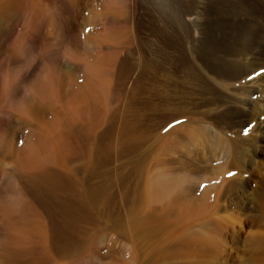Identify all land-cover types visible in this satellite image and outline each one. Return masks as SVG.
I'll use <instances>...</instances> for the list:
<instances>
[{"label":"bare ground","instance_id":"bare-ground-1","mask_svg":"<svg viewBox=\"0 0 264 264\" xmlns=\"http://www.w3.org/2000/svg\"><path fill=\"white\" fill-rule=\"evenodd\" d=\"M12 1L14 2V0H0V15L3 16V12L9 9L11 3L16 5ZM82 1L68 0L70 12L74 18L72 19L75 21L79 18L78 8L81 6ZM99 1V9H90L88 12V23L86 24L95 27L98 23H103L106 30L105 32L102 31L103 33L97 32L98 36L101 35L106 39L111 38L119 42L127 41L126 43L129 40L138 38V32L134 30L130 22L128 10L137 6V3L140 6L146 5L147 15L150 16L151 22L159 25V29L154 30V32L152 30L154 36L159 38L186 37L194 39V41H200V45L204 44L205 39L209 49L211 47V50L215 51L220 57L219 63H217V65L220 64L218 66L219 71L213 69L216 72L213 73L223 80L225 78L237 79L239 75L244 74L242 72L243 68V70L240 68V70L230 69V63L234 61H229V64L225 62L226 58L229 60L231 56H234L232 53L236 50L241 49V53L244 50L247 53L264 55V19L261 17L263 14H258L260 13L258 0H210L205 7L204 1L201 3L200 0L197 3L188 0H97L96 3ZM91 2H95V0H90ZM241 9L245 12L240 15ZM197 10L201 11L198 32L191 28L195 27V23L190 21V17L197 14ZM174 25L182 27L177 28ZM110 53L116 56L118 50H111ZM229 53L232 55L225 58ZM110 56L112 58V55ZM105 57H103L104 59L100 58L98 62L105 63ZM210 57L209 55L208 59ZM106 59L109 63L108 58ZM216 59L218 61L217 57ZM207 61L209 62V60ZM207 61H205V65H207ZM233 65L231 63V66ZM238 66L237 64L236 67ZM62 73L60 74V76L62 75L61 78L58 80L59 83L56 82L59 85L58 96L55 97L54 94H51L52 89L50 87L43 92L41 84V89L39 88L37 93L33 92V94H37L34 96L50 101L44 103L42 100L39 101L38 98L37 101L31 98L24 102L25 104H16L17 114L23 125L29 126V123L33 121V124L29 127L32 128L37 140L33 141L34 147L29 146L30 151L28 153L23 152L21 148L15 145H11L12 143L6 149L11 155V161L17 166H14L13 172L16 182L14 189H12L13 195L11 194L13 198L10 200L11 202L0 205L2 213L0 215V244H2L0 245V264L4 262L6 264H218L217 254L215 255L218 250L213 252V248L219 242L216 235L220 237L214 229L218 224L207 222L206 225L191 227L185 232L183 230L186 226L192 224L193 219L191 216L200 206L199 203L196 204L190 201L193 199V191L196 188L184 184L185 181L196 176L189 175V173L188 175H185L186 173L184 175L175 173L176 170L172 171L171 168L157 170L161 166H142L145 161L144 156H146L144 150L151 149L149 147L151 142L150 145L147 143L150 137L154 139L152 149L155 148L156 152L157 149L161 150L166 145L180 143L182 134L189 140L196 137L203 138L202 136L206 139L205 137H208V126L204 125V121L201 119L197 121L196 117H192L189 122L182 123L164 133L163 129L160 128L161 125L153 129L152 124L145 123L144 125L140 123L143 121L137 117L139 106L136 103L141 100L139 94L135 96L137 86L123 93H117L115 88L108 87L109 90L105 95L106 99L101 102L95 98L94 93L96 90L90 82L91 79L78 83L76 82L75 72L66 70ZM103 81H106V79ZM73 85L75 87H72ZM49 89L51 93H49ZM111 89L116 99L114 105H112L113 102L109 103L108 99ZM53 93L55 92L53 91ZM221 100L219 98L217 100L211 99L210 103L217 104ZM229 107L223 111L221 110V112L216 110L214 113L210 112L211 114L206 117L213 125L214 133L221 137L225 144V148L223 147L224 149L218 155L219 158H223L225 161L220 165L222 169L217 170L214 176L209 177L207 175L210 178L209 180L218 177L227 169V171L236 170L237 168L240 169V166L247 168L246 161H243L245 158L242 157L245 144L237 136L239 130L236 132L232 124V120L239 114ZM183 111L186 110L183 109ZM201 122L202 125H200ZM0 135L2 134L0 133ZM2 138L0 142L2 141L3 144L5 136ZM175 138L177 140L173 142L172 140ZM252 145L254 146V144ZM255 146L257 145L255 144ZM111 148H114V156ZM38 151L55 154V160L58 157L60 166L53 165L55 169L52 166H49L52 169L43 166L38 160L39 158H36L35 153ZM246 155L244 152V156ZM53 156L51 157L53 158ZM72 157L79 159L75 160L79 161L76 166L68 165V160ZM44 160L46 159L44 158ZM75 161L71 160V164ZM241 168L243 169V167ZM232 184L228 185L229 188ZM169 193L173 195L170 199L172 202L168 201L169 198L166 197ZM255 194V208H258V217L261 219V217H264V187L261 186L256 189ZM180 195L192 198L189 201L187 197L184 198L188 201L185 203L179 199H182V197H179ZM141 196L148 200L153 199L154 201L155 199L159 203L163 201L161 203L164 210L171 211L173 209L172 213L153 214L155 210L151 213V210H149L139 216H137L139 213L133 215V212L130 216L125 214L126 217L113 214L115 204H123L126 199L129 201L127 207L129 206L130 210L136 211L135 209L145 202L140 203ZM199 197L203 198L204 196ZM144 198L143 200H145ZM202 200L200 199L199 202ZM242 207L245 209L246 206L243 205ZM243 208H241V211ZM256 214L254 215L257 216ZM232 218L234 217L232 216ZM254 218L252 219L254 220ZM90 219L91 222L94 219L99 223L97 231L103 236H108L110 247L118 242L122 249L123 247L128 249L129 255H121V252L117 255L114 254L116 252L113 254L105 253L96 248L95 245L98 244L94 245V242L93 246L95 248L92 247L93 229L89 231L85 228L87 225L88 228L92 227L87 224ZM112 232L115 234L113 233L111 236L110 233ZM253 232L256 231L253 230ZM183 235H185L186 241L180 242L179 238ZM98 236L96 235L95 238L97 239ZM104 238H101L103 242L106 240ZM177 239L179 240L178 243L176 242ZM187 241L188 243H185ZM171 242L176 244L173 245L172 243L170 245ZM259 243L261 242L259 241ZM248 255H251V257L249 258ZM248 255L251 264H264V243L259 244L252 254ZM178 257L192 259L193 263H182L180 261L166 263V261L170 262L171 259ZM221 259L223 258L221 257Z\"/></svg>","mask_w":264,"mask_h":264},{"label":"rangeland","instance_id":"rangeland-1","mask_svg":"<svg viewBox=\"0 0 264 264\" xmlns=\"http://www.w3.org/2000/svg\"><path fill=\"white\" fill-rule=\"evenodd\" d=\"M83 1L81 6H79V8L77 7L79 9V18L77 21L73 20L74 18L70 12L68 0H14V2H12L16 5H12L11 3L12 7L11 5L10 7L8 6L9 9L3 12V16L2 14L0 15V131L2 130L0 132L2 134L0 135V140L1 137L4 138V136L7 138H4L6 141L3 140V144L1 143L2 141L0 142V205L5 202H11L10 200L13 198L12 189H14L16 183L13 172L14 166L17 165L11 161V155L6 149H8L9 145L12 143L11 145H15L21 148L23 152L28 153L30 151L29 146L31 145L34 147L33 144L37 140L32 128L29 127L33 124V121L29 123V126L23 125L17 114L16 104H25L24 102H27L28 99L30 100L31 98H34L36 101L38 98L39 101L42 100L44 103L50 101L39 99V97L34 96L37 94H33V92L37 93L41 84L43 92L50 87L52 93L50 89L49 93L52 95L54 94L53 96L55 97L58 96V80L62 76H60V74H63L62 72L66 70L75 72L76 82L78 83H83L86 79H91L92 81L90 80V82L93 84L94 90H98V92L95 91L94 93L95 98L101 102L106 99L105 95L110 87L115 88L117 93H123L137 86L135 96L139 94V98L141 99L136 103L137 106H139L137 117L143 121L140 123L144 125L145 123L149 125L152 124L151 126L153 129L161 125L160 128L163 129L164 133H167L172 128L182 123L189 122L192 117H196L197 121L198 119L203 120L204 125L206 127L208 126V137H205L206 139L202 136L203 138L196 137L193 140H189L182 134V136H180L182 140L178 143L179 145L169 144V146L166 145V147H163L161 150L157 149L156 152L155 148L154 150L152 149L154 139L150 137L147 143L148 145L151 144L149 146L151 149H145L146 152L144 150V155H148L149 158L148 156H144L145 161L142 166H161L157 170L171 168L172 171L176 170L175 173L182 175H184V173L188 175L189 173V175L196 176L195 178L185 181L184 184L186 186L191 185L194 189L196 188L195 191H193L192 200H190L192 197H186L187 200L192 201V203H199L200 208L198 207L197 209L199 210L196 209L193 213L191 216L193 222L191 225L189 224L190 226L188 225L183 229L184 232L185 230L191 229V227L195 228L203 226L204 224L206 225L207 222L216 223L218 225L216 226L215 224V226L218 229L215 227L214 229L219 233L220 237L216 235L217 241L219 242H217L218 245L216 244L215 246L216 249H214L215 247L213 248V252L218 250V253H215V255L217 254L216 260H219L218 264H222L223 262V264H251V259H249L251 255L248 254H252L259 244L261 245V243H264V217L260 219V217H258V208H255L256 189L261 186L264 187V184H262L264 182V55L251 52L247 53L244 50L243 53H241V49L236 50L238 53L236 51L233 52L232 54L234 56H231L232 54L229 53L225 58L231 56V59L229 58L228 60L226 58L225 62L229 64V61H234L235 63H231L235 65H233V67L230 63V69L240 70L243 68L244 70L242 69V72L244 74H241L242 76L239 75L240 77L238 76L237 79L231 80V78H225L226 80H223L220 76V78H218V75L214 74L216 73L214 70L219 71L218 66L220 64L217 65V63H219L220 57L215 51L211 50V47L209 49V45H207L205 39L204 44L200 45V41H194V39H188L186 37H181L183 38L181 39L174 36V38H159L154 36L152 30L154 32V30L159 29V25L151 22L150 16L147 15L148 10L146 9V5L140 6L137 3V6L128 10L130 22L134 30L138 32V38L129 40V42L126 43L127 41L119 42L111 38L106 39V37H102L101 35L98 36L97 32H105L106 30L101 22V24L98 23L96 25L98 28L96 26L95 28L86 25L88 23V12L90 9H99L100 1L98 3H96L97 0L91 3L90 0ZM188 1L192 3L196 1L197 3L199 0ZM203 1L205 7L210 0H200L201 3H203ZM258 1V8L260 10L258 14H263L261 17L264 19V0ZM244 12L245 10L242 11L241 9L240 15ZM196 13L197 14H193L190 17V21L195 23V27H191L194 31L199 29L198 24L201 22V11L197 10ZM175 27L181 28L182 26L178 25ZM114 48L118 50L116 56L110 53L111 50H115ZM110 55H112V58H110ZM209 55L211 56L210 59H208ZM101 56L105 57V63L102 61L98 62ZM106 58H108L109 63ZM207 60H209V62ZM205 61H207V65H205ZM237 64L239 65L238 67H236ZM101 68L104 69L102 70ZM105 79L107 82L103 81ZM74 85L72 87H75ZM53 91L55 93H53ZM113 96L114 94L111 89L108 99L109 103L113 102L112 105L116 102L114 101L116 100L115 96ZM211 96L213 97L211 98ZM218 98L221 102L217 104L210 103L211 99L217 100ZM100 101L98 102L100 103ZM149 105L152 106L150 107ZM180 106L183 107L181 108ZM228 107L239 114L232 120V124L236 132L239 130L237 136L241 138V141L243 140L242 143L245 144V146H243L244 150H242V157L248 160L247 162V160L243 158V161H246L245 163L247 165H244H246L247 168L245 166H240V169L237 168L236 170L227 171V169L218 177L209 180V177L211 175L214 176V173L220 170V165L225 162L223 158L218 157L220 152L225 148V144L223 139L214 133L213 125L206 117L211 114L210 112H221V110L223 111ZM183 109L186 111H183ZM176 116L178 117L176 118ZM146 117L147 119H145ZM10 123L12 127L11 125L9 126ZM203 123L201 122L200 125ZM259 136H262V138ZM176 140L177 138L172 141L174 142ZM252 144H254V146ZM255 144L257 146H255ZM114 148H111L113 156ZM252 148H254L255 151ZM257 150L259 152H256ZM244 152L245 155L247 154L246 156H244ZM35 154L36 158H39L38 160H40L43 166H48L50 169H52V167L55 169L53 165L60 166L58 157L55 160V154H46L40 151ZM52 155L55 157L53 156L52 158ZM44 158L46 160H44ZM254 159L256 160L254 161ZM71 160L75 161L79 159L76 157L70 158L68 160L69 166H76L79 162L75 161V163L72 162L71 164ZM241 167H243V169ZM207 175H209V177ZM260 181L263 182L261 183ZM230 184H232L230 187L231 190L228 186ZM141 195L143 196L144 194ZM202 195L204 197L200 198L199 196ZM142 196V201L140 200V203L142 204L144 201L145 202L143 205L138 206V208L135 209L136 211L130 210L129 206L127 207L129 201L126 199L123 204H115L117 209L114 206L113 214L126 217L127 215L125 214L130 216L133 212V215L139 213L137 214V216H139L141 213L143 214L145 211L149 210H151L150 213L155 210L153 214L163 212L172 213L171 211L173 209L171 211L168 210L169 212L166 209L164 210L162 205L163 201L159 203L158 200V202H156L155 199L154 201L153 199H149V202V200L144 197L145 200H143ZM183 196L184 195H180L179 197H182V199H179L187 203L188 201L185 200L186 197ZM166 197L169 198L168 201L172 202L170 200L173 197L172 194L169 193ZM200 199L203 200L199 202ZM240 205L246 206L245 209ZM241 208H243L242 211ZM0 215H2V213ZM232 216L234 218H232ZM252 218H254V220ZM92 222L91 219L87 222V224L92 226L91 228H88L87 224V227H85L89 229V231L93 229L92 232H94V236L92 238V247H94V242V245H100H95V247L97 246L96 248L105 253L108 252V254H113L116 252L114 254L117 255V253L120 254L121 252V255H129L128 249L123 247V250L118 242L110 247L111 244L108 236H103L97 231L99 223L94 219H92ZM253 230L256 232H253ZM113 233L114 232L110 233V235L112 236ZM222 234L223 236H221ZM96 235H99L97 239L95 238ZM183 236H181L183 239L181 237L179 238L180 242L186 241L185 235ZM99 237L100 240L98 239ZM101 238L106 240L103 242ZM179 240L177 239L176 242H179ZM259 241L261 243H259ZM172 243L173 242H171L170 245H172ZM185 243H188V241ZM174 244L176 243L174 242L173 245ZM254 246L256 247L254 248ZM111 248H113V250H111ZM229 255L232 256L229 257ZM221 257L223 259H221ZM245 258L248 259L246 260ZM175 259H171L172 261L170 262L166 261V263L177 261L182 263H193L192 259H183L181 257ZM3 264H6V262Z\"/></svg>","mask_w":264,"mask_h":264}]
</instances>
